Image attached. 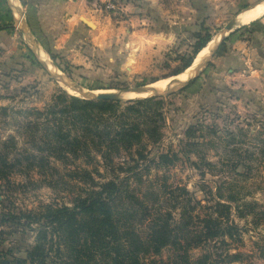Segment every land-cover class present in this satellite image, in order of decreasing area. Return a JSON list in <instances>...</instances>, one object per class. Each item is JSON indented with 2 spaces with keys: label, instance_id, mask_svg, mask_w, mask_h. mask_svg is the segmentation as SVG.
Segmentation results:
<instances>
[{
  "label": "rangeland",
  "instance_id": "1",
  "mask_svg": "<svg viewBox=\"0 0 264 264\" xmlns=\"http://www.w3.org/2000/svg\"><path fill=\"white\" fill-rule=\"evenodd\" d=\"M255 1L155 0L149 1L153 14L141 4L133 12L125 10L118 0L115 9L107 10L101 0L103 13L112 18L108 34L114 29L112 33L118 32L119 37L100 45L89 41L71 54L57 52L53 38L28 18L23 7L35 36L67 75L86 87L110 90L152 85L177 75L192 56L198 34L213 36ZM9 15L11 25L10 11ZM130 15L143 20L138 25L135 20L132 25ZM136 25L137 34L130 38V30ZM13 30L17 34L12 43L0 46V213L10 210L20 214L37 211L46 204L70 203L85 186L76 174L86 169L98 181L118 176L143 196L148 209L153 210L155 198L163 210H172L174 221L180 219V207L173 208V204L190 198L194 206L192 228L200 226L197 215L204 216L208 210L204 205L211 198L229 203L233 237L225 235V241L215 239L195 245L188 254L198 258L208 253L212 264H264V101L247 96L240 100L221 90L228 83L211 77V58L205 70L186 87L163 97V117L156 115L161 131L158 141L143 135L131 150H45L40 140L42 131L33 138L26 123L35 117L30 110L46 107L63 87L28 49L22 33ZM147 31L164 36L172 33V38L165 42L151 40L143 34ZM113 36L118 35H111L107 41ZM137 39L142 41L138 43ZM97 46L113 63L122 61L120 66H107ZM79 51L91 59L84 60ZM160 152L170 157L176 154L177 159L161 165L157 158ZM11 220L0 221V264H17L26 245L34 240V231ZM178 253L182 251L164 247L160 253L146 255L145 264L169 263ZM234 254L238 258H233Z\"/></svg>",
  "mask_w": 264,
  "mask_h": 264
},
{
  "label": "trees",
  "instance_id": "2",
  "mask_svg": "<svg viewBox=\"0 0 264 264\" xmlns=\"http://www.w3.org/2000/svg\"><path fill=\"white\" fill-rule=\"evenodd\" d=\"M210 36L197 35L193 54L183 68ZM163 104L162 97L130 102L87 100L60 88L46 107L30 110L35 117L27 120L26 127L33 138L42 131L45 150H131L143 135L153 142L160 139L156 115L163 117ZM157 158L159 164L168 165L177 155L160 152ZM78 174L85 186L70 203L46 204L20 214L0 213L1 222L13 219L19 227L34 231L33 242L26 245L17 264H145L146 255L160 253L167 246L182 253L165 264H212L210 254L191 258L189 248L215 239L225 241V235L233 237L235 226L228 221L231 205L219 198L204 205L208 207L204 216L197 215L200 226L192 228L190 198L173 204V208L180 207V219L174 221L172 210H163L155 198L153 210L148 209L143 196L118 176L98 181L89 170L79 169ZM181 189L188 194L186 188Z\"/></svg>",
  "mask_w": 264,
  "mask_h": 264
},
{
  "label": "crops",
  "instance_id": "3",
  "mask_svg": "<svg viewBox=\"0 0 264 264\" xmlns=\"http://www.w3.org/2000/svg\"><path fill=\"white\" fill-rule=\"evenodd\" d=\"M99 1L101 0H23L28 18L31 21L35 20V24L53 38V48L57 52L62 50L68 54H71V51L77 52L78 47L83 48L89 41L100 45L98 43H112L113 38L119 37L118 32L112 33L114 29L108 34L112 18L103 13L104 9ZM149 1L154 2L155 0H118L122 8L129 9L130 12L139 9L138 4H141L154 14L155 10L151 8L153 4ZM8 10L5 0H0V25L3 26L0 29V46L4 48L12 43L13 37L17 34V31L8 24L10 20ZM136 16H128L131 24H134L136 20L135 24L138 25L139 21L143 20ZM82 18L88 19L93 26H89ZM137 25L130 30V38L137 34ZM150 32L143 34L151 40L159 38L160 41L165 42L172 38V33L164 36L163 33L150 34ZM179 32L181 31L176 34ZM111 35L118 36H113L108 42L107 39ZM141 41L137 39L138 43ZM80 42L83 45L78 46ZM97 48L99 55L102 53V60H105L107 66L113 69L120 66L122 61L117 60L113 63L110 56L103 54L106 51L100 52L103 48L100 46ZM79 52L84 60L91 59L87 54ZM210 73L211 77L219 79L220 82L226 81L228 84L220 89L230 92L235 98L243 100V97L247 96L264 101V15L244 24L228 36L212 57Z\"/></svg>",
  "mask_w": 264,
  "mask_h": 264
},
{
  "label": "water",
  "instance_id": "4",
  "mask_svg": "<svg viewBox=\"0 0 264 264\" xmlns=\"http://www.w3.org/2000/svg\"><path fill=\"white\" fill-rule=\"evenodd\" d=\"M8 9L11 13L13 23L10 27L16 28L23 35V40L26 43L28 49L33 53L41 66L48 72V74L58 82L64 89L72 90L87 100H115L121 102H130L139 99H147L153 97H165L167 94L176 92L186 87L193 79L197 78L207 67L210 59L213 57L218 48L228 38L230 34L236 31L239 27L246 23H249L262 15L248 21L241 22L240 18L247 11L257 7L258 5H264V0H258L254 3L244 7L238 11L225 25L216 32L213 36H210L205 46L214 41L208 51L200 59L197 66L190 71V66L193 61L185 67L182 71L176 73L182 76L180 82L174 86L168 85H156L151 86L150 83L143 85L125 86L119 88H113L110 90H99L86 87L78 82H75L69 75H67L54 61L49 51L45 48L40 40L35 36L32 28L30 27L26 14L24 11V3L22 0H5ZM89 26H93V23L86 18H82ZM130 93H134V96H129Z\"/></svg>",
  "mask_w": 264,
  "mask_h": 264
},
{
  "label": "bare ground",
  "instance_id": "5",
  "mask_svg": "<svg viewBox=\"0 0 264 264\" xmlns=\"http://www.w3.org/2000/svg\"><path fill=\"white\" fill-rule=\"evenodd\" d=\"M264 13V5H258L257 7L247 11L242 15L240 18L241 22H248L254 18H256L257 15H261ZM214 41L210 42L207 46H204L196 55V57L193 60L192 65L190 66V71H193V69L197 66L200 59L204 56V54L208 51V49L211 47ZM182 76L180 74H177L173 77H169L163 81H160L158 83L152 84L153 86L156 85H168V86H174L178 84L181 80ZM151 85V86H152ZM134 93H130L129 96H134Z\"/></svg>",
  "mask_w": 264,
  "mask_h": 264
},
{
  "label": "built area",
  "instance_id": "6",
  "mask_svg": "<svg viewBox=\"0 0 264 264\" xmlns=\"http://www.w3.org/2000/svg\"><path fill=\"white\" fill-rule=\"evenodd\" d=\"M104 8L107 10L115 9V0H104Z\"/></svg>",
  "mask_w": 264,
  "mask_h": 264
}]
</instances>
